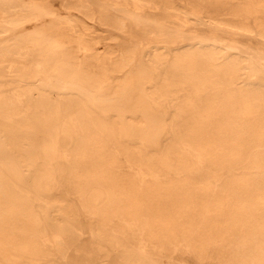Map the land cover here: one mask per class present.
<instances>
[{"label": "bare ground", "instance_id": "obj_1", "mask_svg": "<svg viewBox=\"0 0 264 264\" xmlns=\"http://www.w3.org/2000/svg\"><path fill=\"white\" fill-rule=\"evenodd\" d=\"M102 257L264 264V0H0V264Z\"/></svg>", "mask_w": 264, "mask_h": 264}, {"label": "rangeland", "instance_id": "obj_2", "mask_svg": "<svg viewBox=\"0 0 264 264\" xmlns=\"http://www.w3.org/2000/svg\"><path fill=\"white\" fill-rule=\"evenodd\" d=\"M260 47L262 46V45H259ZM263 47V46H262ZM55 195L57 196V197H61V198H65V195L63 194V193H60V192H55ZM102 262L105 264H109V263H112V261H113V259L111 258V257H102Z\"/></svg>", "mask_w": 264, "mask_h": 264}]
</instances>
